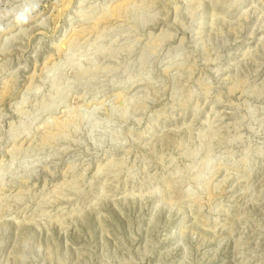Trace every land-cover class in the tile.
<instances>
[{
	"label": "rangeland",
	"instance_id": "rangeland-1",
	"mask_svg": "<svg viewBox=\"0 0 264 264\" xmlns=\"http://www.w3.org/2000/svg\"><path fill=\"white\" fill-rule=\"evenodd\" d=\"M0 264H264V0H0Z\"/></svg>",
	"mask_w": 264,
	"mask_h": 264
}]
</instances>
